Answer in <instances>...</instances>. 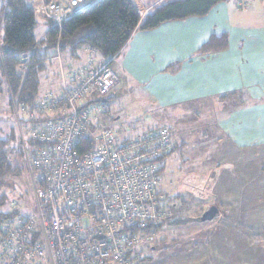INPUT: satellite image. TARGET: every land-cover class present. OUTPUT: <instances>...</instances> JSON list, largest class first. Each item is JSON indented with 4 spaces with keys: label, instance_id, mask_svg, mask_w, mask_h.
<instances>
[{
    "label": "crops",
    "instance_id": "obj_1",
    "mask_svg": "<svg viewBox=\"0 0 264 264\" xmlns=\"http://www.w3.org/2000/svg\"><path fill=\"white\" fill-rule=\"evenodd\" d=\"M168 1L172 0L133 3L145 16ZM222 32L228 33L226 50L196 54L212 33ZM54 51L47 52L49 60L54 59ZM64 58L60 62L66 75L76 64L73 57ZM104 61L101 57L85 67H98ZM176 61L181 62L176 73L162 71ZM111 66L117 80L109 96L108 116L117 119L127 112L121 101L134 103L133 112L144 111L135 96L138 91L150 102L148 106L191 119V131L202 135L203 162L209 167L202 175L211 176L207 203L210 198L219 209L211 221L184 224L174 220L194 219L210 204L197 199L189 213L173 212L147 264H264V0H252L245 7L235 0L221 1L204 16L137 29ZM53 74L48 82L56 89L61 74L58 69ZM161 125L171 130L174 149L182 147V132L174 137L173 128ZM196 224L200 227L190 230Z\"/></svg>",
    "mask_w": 264,
    "mask_h": 264
},
{
    "label": "built area",
    "instance_id": "obj_2",
    "mask_svg": "<svg viewBox=\"0 0 264 264\" xmlns=\"http://www.w3.org/2000/svg\"><path fill=\"white\" fill-rule=\"evenodd\" d=\"M96 1L50 0L42 12L61 28ZM251 1L236 0L239 7ZM113 58L66 75L60 67L55 91L17 104L30 123L32 192L24 202L31 206L22 217L0 220V264H147L153 255L176 205L158 191L174 142L163 125L121 138L100 123L117 80ZM80 141L89 145L81 153Z\"/></svg>",
    "mask_w": 264,
    "mask_h": 264
},
{
    "label": "trees",
    "instance_id": "obj_3",
    "mask_svg": "<svg viewBox=\"0 0 264 264\" xmlns=\"http://www.w3.org/2000/svg\"><path fill=\"white\" fill-rule=\"evenodd\" d=\"M48 1L50 0H42L43 3ZM221 1L226 0H172L161 3L145 16H141L132 0H97L89 8L66 19L61 24V28L47 20L45 33L37 38L34 34L37 21L32 7L25 0H6L1 16L0 33V65L4 80L9 91L16 96V104L32 105L44 93L51 90L39 95L41 79L50 77L51 80L54 76V72H51L52 76L49 74L51 69L54 70L47 55L50 49L58 47L61 54L68 52L73 58H78L77 51L86 46L92 50L96 49L106 60L119 52L135 30L154 29L163 22L183 19L187 16H204ZM227 48L228 33H212L196 50V54L207 55ZM180 65L181 62L176 61L166 65L162 71L176 73ZM70 69L72 67L68 71ZM106 115H109V111ZM79 144L82 147H77L78 152L88 149L89 145L86 141H80ZM29 151L26 150V157ZM17 155H19L18 151L9 145L8 139L0 138V220L4 217H22L26 214L21 213L19 202L18 209L12 207L13 201L6 205V195L1 192L7 177L20 173L21 163L14 162V157L19 159ZM165 158L162 159L160 167L161 177ZM25 165L28 167L26 162ZM202 182L208 185V181ZM161 186L162 182L158 191L163 198L170 199L174 196L169 197ZM194 189L200 193L201 189L198 190L197 186ZM202 190L201 194H197L198 197L202 198V193L209 192L210 189ZM29 201L24 203L27 205ZM187 221L196 220L191 217H177L174 220L181 223Z\"/></svg>",
    "mask_w": 264,
    "mask_h": 264
},
{
    "label": "rangeland",
    "instance_id": "obj_4",
    "mask_svg": "<svg viewBox=\"0 0 264 264\" xmlns=\"http://www.w3.org/2000/svg\"><path fill=\"white\" fill-rule=\"evenodd\" d=\"M25 1L32 7L35 13L37 26L35 28L34 34L37 38H39L45 33L47 29V19L42 12V0ZM5 6L6 0H0V33L2 31L1 16ZM77 54L78 58H72V56H70L68 52L62 54L59 53L61 60L63 58L65 61L64 57L73 59L76 65L72 68L77 67V65L85 67L86 65H89L90 62L94 63L101 58L96 49L92 50V53H90L89 51L86 52V46L81 47L77 51ZM53 55L57 56V52L54 51ZM50 61L53 63L51 65L56 71L57 69L59 70L60 67H63L60 59L54 58ZM54 70L51 69L49 71V74L51 76V72H54ZM49 80L50 77L41 79L39 95L48 89L55 90L54 84L50 85L48 82ZM135 96H138V100L140 102L139 105L141 107H144V111H142V109L140 111L137 110L133 112L134 103H125V101H121V103L126 106L127 112L120 114V117L117 119L109 117L106 114H100L98 116L100 123L105 128L117 132V134L121 138L134 137L138 133L146 131L151 127L160 126L161 124L173 128L175 132L174 137L178 136L176 133L177 131H181L183 135L182 139L184 140L183 146L177 147L172 151L171 154H169L165 158V166L162 172L161 188L169 197L176 195V197L173 196L172 198H170L176 201L175 207L171 208L172 213L177 212L179 214L180 211H183L184 214L189 213L188 210L191 209L192 203H194V200L197 199H201L204 204H210L212 202L210 201V198L209 203H207L208 200L206 199L208 198L206 196L210 195V192L202 193L204 199L201 197H197V194H201L202 189H208L205 188V186H207L205 185L206 183L202 181H208L211 176L209 174L206 176L202 175V173H204L207 168L209 169V167L207 165L204 166L203 162L205 158L204 152L202 150V135L197 132L191 131V119H187L186 117L184 118L183 115L181 116V118L172 116L169 112L166 111L167 109L164 110L159 106H148L150 102L148 103L146 101V98L142 99L138 91L136 92ZM16 102L17 98L9 91L8 85L4 80L0 65V138L8 139L9 145L15 148L19 153V155H17L19 159L17 160V158L14 157V162L21 163L20 173L8 176L6 184L1 188V192L5 193L6 195V205H9L11 201H17L21 204V213L25 214L28 212L31 203L29 201V203H27L26 205L24 203V199L27 194H30L32 192L30 184V173L28 171L27 165H25V162L27 163L28 159V154L26 157L25 152L26 150H30L29 137L27 132L30 123L29 121H27L26 116L18 113ZM145 111L147 113H145ZM179 122L180 128H176ZM187 122L190 123L188 125V128L184 127L186 126ZM196 186L198 187V190L201 189L200 193L196 192V189H194V187ZM182 198L186 203H182ZM5 208H7V206ZM173 216L175 217L176 215L173 214ZM192 227L196 228L200 226L199 224L192 225L190 226V230L192 229ZM175 229L176 231H178L177 228Z\"/></svg>",
    "mask_w": 264,
    "mask_h": 264
},
{
    "label": "water",
    "instance_id": "obj_5",
    "mask_svg": "<svg viewBox=\"0 0 264 264\" xmlns=\"http://www.w3.org/2000/svg\"><path fill=\"white\" fill-rule=\"evenodd\" d=\"M218 213V206L216 204H210L206 206L202 213L194 219L199 222L211 221L218 215Z\"/></svg>",
    "mask_w": 264,
    "mask_h": 264
}]
</instances>
